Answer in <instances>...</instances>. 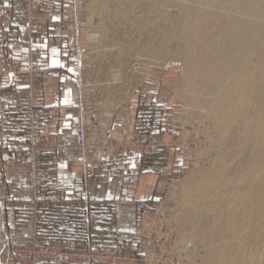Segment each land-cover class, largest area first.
<instances>
[{
    "label": "bare ground",
    "instance_id": "bare-ground-1",
    "mask_svg": "<svg viewBox=\"0 0 264 264\" xmlns=\"http://www.w3.org/2000/svg\"><path fill=\"white\" fill-rule=\"evenodd\" d=\"M91 1L100 21L89 73L110 70L104 94L128 98L151 65L139 61L164 57L174 40L177 98L217 133L207 166L196 162L180 184V235L203 248L192 264H264V0Z\"/></svg>",
    "mask_w": 264,
    "mask_h": 264
},
{
    "label": "crops",
    "instance_id": "crops-1",
    "mask_svg": "<svg viewBox=\"0 0 264 264\" xmlns=\"http://www.w3.org/2000/svg\"><path fill=\"white\" fill-rule=\"evenodd\" d=\"M50 1L35 3L27 19L20 0H0V189L7 188L9 200H15L6 204L12 241L31 242L35 226L45 241L58 232L76 241L84 222L83 192L91 200L86 206L94 216L95 246H126L145 224L146 202L156 196L160 183L159 164L168 166L172 147L168 159L157 147L147 154L102 151L104 131L98 130V142L88 152L76 151L82 65L64 44L58 45L54 33L68 2ZM29 132L44 145L35 161L43 204L29 196L28 169L15 154ZM82 173L88 175L84 181Z\"/></svg>",
    "mask_w": 264,
    "mask_h": 264
},
{
    "label": "rangeland",
    "instance_id": "rangeland-1",
    "mask_svg": "<svg viewBox=\"0 0 264 264\" xmlns=\"http://www.w3.org/2000/svg\"><path fill=\"white\" fill-rule=\"evenodd\" d=\"M38 1L40 0H20L23 14L26 15L27 19L29 18L28 13L30 8L35 3L37 4ZM66 1L68 2V7L63 11L61 23L56 27L54 33L58 38V45L64 44L65 50L74 53L71 55L72 60L76 62L78 58L82 65V71L79 72L81 100L77 109L79 121L78 118L76 120V124L79 125L78 140L75 141L74 146L79 142V137H81L79 133H81L86 149L89 151L98 142V130H103L104 139L101 140L99 147L102 151L109 149L115 153L135 151L147 154L153 147H157L156 149L162 151V157L166 156L167 159L168 147H172L173 152L172 160L168 162L170 165L168 164L167 166V163L159 164L160 169L157 172H159L160 183L156 190L157 194L153 199L151 198L146 202L145 224L137 233L132 235L127 244H124L129 247L119 244L106 247L115 251L120 256L131 258L128 261L116 260L113 264H192L195 261L199 262L200 260L197 259L199 255L197 257V254L195 255L194 253L200 251L201 253L198 252V254H202L203 248L200 245L196 247L191 244L187 245L185 241L183 242L180 235V223L176 219V212L183 195L180 184L187 176L193 174L196 162L200 166H207L208 160L212 156L211 149L215 144L217 133L212 128L211 121L204 117L203 110L198 111L199 118H190L188 110H186V106L184 105L186 101L185 97L177 98V93L181 90L182 86V63L180 56H178L179 58L172 57L171 54L174 46H176L174 45L175 41H170L165 46L167 50L165 52L166 56L164 55L161 58L156 56L152 61L145 59L139 61L142 63L149 62L151 65H145L146 67L148 66L147 71L145 70L146 74L128 98L123 99V97L111 94L106 96L103 85L105 84V80L109 79L110 70L106 68V73L96 78H91V74L89 73L92 63V49L97 48V45H95L96 47H92V44L94 41H97L96 27L100 21L99 8L98 10L95 9L91 0ZM45 2L51 1L45 0ZM171 10L173 14L178 12L176 6L171 7ZM28 33L30 34L29 30ZM90 34H93V37H90ZM99 35L101 33H98ZM107 41L106 45L115 46L112 40L107 39ZM178 48L181 47L178 46ZM178 51L180 52L179 49ZM110 55L111 53L106 52L105 58L109 59ZM93 80H95V83L90 82ZM112 134V138L108 137L106 139L107 136ZM30 137L40 147L38 154L40 155L44 150V145L36 142L34 132H29L20 141L15 154L18 161L28 169V194L32 197V189L30 188L32 174L29 167L21 162V156L18 154L19 148ZM102 151L99 150L96 156H101ZM78 153L83 154L86 151L82 148ZM83 173L81 175L84 181V177L88 175ZM34 189H36L37 193L35 203L38 201L37 203L43 204V200L40 201L39 199L41 187H39L36 180ZM2 190L0 189V261L2 264H23L22 257L24 254L21 251L23 248L31 246L33 240L37 245L53 244L57 246L59 244L62 246L64 242H69V240H66L61 235L64 234L63 232L55 233L50 237V241H45L44 233L42 231L36 232L35 226L31 242L27 240L20 242L14 237L16 242L13 243V234L9 229L11 224L8 219L6 204L8 201L12 202L15 200H11L12 198L9 200V190L7 188ZM82 193L80 201L84 205L82 215L84 221L85 214H87L85 209L89 207L86 204H90L91 200H89L87 194ZM56 197L57 199L61 198L59 192ZM35 208V224L37 225L39 213L36 206ZM40 218L43 220L45 217L40 215ZM87 228L88 225H85V222H83L82 228L77 232L75 239L78 243L88 244L90 241L92 245H95L93 241V231L95 228L92 231L86 230ZM193 250L195 251L194 253H192ZM190 252L192 255H190ZM188 254L193 257H189ZM23 261H26V258ZM38 264L58 263L51 261V259L46 260L41 258L38 259ZM70 264L82 263L75 262Z\"/></svg>",
    "mask_w": 264,
    "mask_h": 264
},
{
    "label": "built area",
    "instance_id": "built-area-1",
    "mask_svg": "<svg viewBox=\"0 0 264 264\" xmlns=\"http://www.w3.org/2000/svg\"><path fill=\"white\" fill-rule=\"evenodd\" d=\"M65 21L67 20L65 19ZM79 135L81 137H79V142L75 145V148L78 152H80L82 148L87 152L88 149H86L81 133H79ZM39 152L40 147L32 140V138H29L28 141L19 148L18 152L21 156V162L29 167L32 174L30 188L32 189L33 195L31 196L34 202L37 199L36 189H34L35 180L37 181L35 176V158ZM85 211L87 214H85L84 222L85 225H88L86 230L92 231V229L95 228L94 216L89 207H86ZM21 253L26 256L22 257L23 260L26 258V261L22 260L23 264H38V259L41 258L46 260L51 259V261L58 264H70L75 262L82 264H113L116 260H131L128 256H120L116 254L115 251L105 247H96L95 245H92L90 241L88 244H82L75 240L64 242L62 246L59 244L57 246L53 244L37 245L33 240L31 246L23 248Z\"/></svg>",
    "mask_w": 264,
    "mask_h": 264
}]
</instances>
